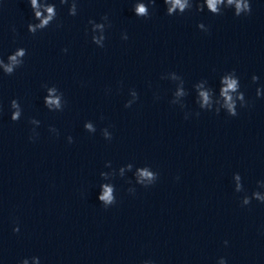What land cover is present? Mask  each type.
Wrapping results in <instances>:
<instances>
[{"label": "clouds", "instance_id": "1", "mask_svg": "<svg viewBox=\"0 0 264 264\" xmlns=\"http://www.w3.org/2000/svg\"><path fill=\"white\" fill-rule=\"evenodd\" d=\"M31 9L34 14V19L38 21V23H29L27 25L28 32L35 35L38 31L44 30L45 28L49 27L53 21L57 18V9L54 3H50L49 0H29ZM61 5L69 4V0H59ZM149 3H155V0H149ZM164 4L166 5V13L169 16L176 15V14H184L186 11H190L193 6V0H164ZM197 11H203L206 7L207 10L212 13L213 15H221L223 10L226 8H231L234 10V15L239 17L241 15H248L251 13V3L250 0H203L202 3H197L195 5ZM136 16L148 18L149 8L143 2V0H138L135 3L133 8ZM78 13L77 7V0H71L70 6L68 8V14L70 16H76ZM103 22L97 23L94 20H89V24L91 25L92 31V42L97 45L98 47H104V41L106 39L104 33L106 29V24L108 22V16L105 15L101 17ZM61 25H57L60 27ZM197 27L207 32L208 28L205 24L200 23ZM13 31L15 29L13 28ZM122 39L127 40V34L122 35ZM64 52H67V48L63 49ZM27 55V50L24 48H17L12 54H10L7 58V62L3 58H0V70L5 75H12L17 68L21 67L24 63V57ZM178 77L173 74V79H177ZM252 82L255 83L258 81L259 77L256 75L252 76ZM184 81L181 79V85H183ZM207 81H201L195 85L196 90L198 91L199 97V106L201 109H206L209 111L213 110V104L215 103L218 105L215 107V112L217 114L220 113L221 108H223L228 115L230 116H237V104L239 103L240 107H247L248 102L245 99V95L242 91H240V82L239 78L235 73V70L231 72L225 73L220 78V88L219 94L216 96L215 92L211 88H205L204 84ZM46 89V96L44 97V104L50 111H63L66 101L63 99V93H61L56 86L49 87L48 85H43ZM134 98H138L137 93L132 90L131 92ZM177 96L185 95L183 88L181 87L176 92ZM215 96V99H214ZM256 96L262 97L264 96V90L262 88L256 89ZM132 101H128L125 104V107H131ZM11 108V120L18 121L22 116V108L18 100L13 99L10 102ZM199 115V113H197ZM30 123L36 126H39L40 121L36 119H31ZM84 128L89 133H94L96 128L92 122H86L84 124ZM50 131L56 132L55 128H50ZM33 132L35 130L33 129ZM103 136L105 139L110 140L112 138V134L108 131L107 128L102 130ZM31 139V137H30ZM69 143L72 142V137H68ZM139 180L138 182L148 187L155 183L158 178V174L152 170H149V167L141 168L138 172ZM234 178L236 181V192L243 191L242 185V178L239 173L234 174ZM258 186L264 188V181H259ZM101 200L104 201L105 207L107 208L108 205L113 203V196H112V189L105 188L104 195L100 197ZM255 199L261 203H264V195H261L259 191H254L251 197L245 195L242 199V205H249L251 200ZM13 231L18 232L19 228H14ZM225 245L227 241L224 242ZM33 259L37 260V264H40L38 257H33ZM20 264H29V260L27 258L23 259ZM145 264H151L150 261H146ZM218 264H227L225 258L221 257L218 260Z\"/></svg>", "mask_w": 264, "mask_h": 264}]
</instances>
